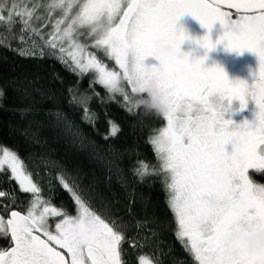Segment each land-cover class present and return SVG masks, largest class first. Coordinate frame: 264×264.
I'll use <instances>...</instances> for the list:
<instances>
[{
  "label": "snow or ice",
  "instance_id": "1",
  "mask_svg": "<svg viewBox=\"0 0 264 264\" xmlns=\"http://www.w3.org/2000/svg\"><path fill=\"white\" fill-rule=\"evenodd\" d=\"M222 4L235 10V19L230 11L222 10ZM185 15L208 30L194 41L200 48L212 51L226 41L230 51L255 53L259 59L255 82H233L223 68L205 67L207 55L182 54L181 45L191 39L182 28L178 31L177 21ZM217 23L225 31L213 43L211 32ZM17 24L21 45H28L29 40L31 44L13 51L42 59L46 47L48 55L81 79L92 73L90 87L99 84L113 94L110 90L120 85L112 99L119 104L115 96L121 97L130 105L125 108L130 115L139 109L140 96H130L125 82L133 94L155 87L168 107L162 117L166 125L153 129L157 134L147 141L158 166L138 160L133 174L141 182L148 176L160 178L174 214L176 238L194 264H264V184L249 175L250 170L264 174V0H0V28L12 33ZM49 26L45 33L43 29ZM88 41L113 60L119 71L89 52ZM153 56L159 63L146 67L145 61ZM33 90L43 97L41 89ZM68 92L73 93V88ZM23 94L29 96L28 90L23 89ZM93 94L99 96L94 88ZM3 95L0 89V98ZM76 99L70 95L68 103ZM236 101L238 108L233 107ZM250 102L257 109L254 121L235 123L231 116L243 112ZM19 111L27 115L34 109ZM48 115L68 126L61 111L51 110ZM109 126L105 139L120 131L114 121ZM229 144L234 149L231 153L226 150ZM0 175H7L9 183L14 180L21 192L30 194L21 212L14 210L22 203L14 193L0 190L4 198L0 236L9 239V247L0 250V264H128L122 250L128 242L123 226L92 210L63 175L58 180L72 194L76 215L45 199L18 154L3 147ZM50 218L58 219L50 224ZM57 247L66 250L70 259ZM136 264L160 262L138 253Z\"/></svg>",
  "mask_w": 264,
  "mask_h": 264
},
{
  "label": "trees",
  "instance_id": "2",
  "mask_svg": "<svg viewBox=\"0 0 264 264\" xmlns=\"http://www.w3.org/2000/svg\"><path fill=\"white\" fill-rule=\"evenodd\" d=\"M19 36L18 24L12 33L0 28V42L4 43L0 46V89L4 93L0 98V147L18 154L34 182L43 189V197L53 206L71 215L78 211L72 194L58 180L63 175L92 210L122 225L128 238L122 245L128 264H136L138 253L149 254L160 264H194L176 238L174 214L166 202L160 178L148 176L141 182L132 171L138 160L157 165L147 141L157 134L153 129L166 125V121L145 115L142 108L133 109L136 114L130 115L125 110L130 105L121 97L115 96L118 104L112 99L115 94H109L103 86L90 87L94 75L84 74L81 79L59 59L48 55L46 47L42 59L20 56L12 49L28 46L31 40L28 45H21ZM32 40L42 44L38 37ZM91 51L110 69L118 71L102 50ZM69 87L73 88L71 94ZM125 87L133 98L139 95L131 93L127 82ZM35 88L42 90L43 97ZM93 88L99 96L93 94ZM23 89L28 90L29 96L23 94ZM70 95L77 98L71 105ZM29 106L34 111L22 115L19 110ZM51 110L61 111L68 126L48 115ZM110 120L119 125L120 131L105 139ZM249 175L254 182L264 184V174L250 170ZM0 190L14 193L22 202L14 210L25 211L30 194L21 192L14 180L9 183L7 175H0ZM3 199L0 197V201ZM8 247L9 239L0 236V250Z\"/></svg>",
  "mask_w": 264,
  "mask_h": 264
},
{
  "label": "rangeland",
  "instance_id": "3",
  "mask_svg": "<svg viewBox=\"0 0 264 264\" xmlns=\"http://www.w3.org/2000/svg\"><path fill=\"white\" fill-rule=\"evenodd\" d=\"M3 2H10V0H3ZM222 10L227 11L222 8ZM232 18L235 19L236 16L232 14ZM178 25V31L182 28L186 34L191 37V39L185 40V42L181 45V53H191L193 58H199L204 55H207L208 59L205 61V67H211L212 65L223 68L226 74L228 75L229 79L235 82L236 80H244L247 81L249 84H252L255 82V76L254 73H257L259 70V59L257 55L253 52L250 53V56H246L243 58L244 55L247 54V50H245L242 54L237 53L235 51H230L226 48V41L223 43H218L216 45V48L212 51H208L206 49L200 48L198 45L194 43V41L198 38H202L206 34H208V30L201 26L199 21H197L195 18H193L191 15H185L179 18L177 21ZM45 33H47L50 30L49 28L43 29ZM224 29L223 27L217 23L211 32V38L213 43H216L220 40V38L224 35ZM81 41H84V38L81 37ZM91 41H88L89 47L88 51L93 53L91 51ZM95 55V53H93ZM97 57V56H96ZM242 58V59H241ZM97 59H99L97 57ZM239 59L238 62H236ZM231 62H236L231 66H225ZM159 61L156 59V57H149L145 61L146 67H152L153 65H157ZM118 67V66H117ZM227 67V68H225ZM119 71V68H118ZM92 74V73H88ZM93 75V74H92ZM130 86V85H129ZM131 87V86H130ZM234 108L239 107V102H234L233 105ZM257 111L254 102H250L247 109H245L243 112H237L235 115H232L231 118L235 121V123L239 124L242 123L245 119H247L249 122L254 121V113ZM227 118V117H226ZM226 150L231 153L234 149L231 144L226 146ZM52 219H58V218H50L49 223ZM51 224V223H50ZM58 250L64 252L66 255V250L59 249ZM70 259V257H68Z\"/></svg>",
  "mask_w": 264,
  "mask_h": 264
},
{
  "label": "clouds",
  "instance_id": "4",
  "mask_svg": "<svg viewBox=\"0 0 264 264\" xmlns=\"http://www.w3.org/2000/svg\"><path fill=\"white\" fill-rule=\"evenodd\" d=\"M120 90V85L116 89L110 90L113 94ZM140 98L136 101L137 107L142 108L145 115L163 117L168 110L167 103L163 96L153 86L143 89L139 93Z\"/></svg>",
  "mask_w": 264,
  "mask_h": 264
},
{
  "label": "water",
  "instance_id": "5",
  "mask_svg": "<svg viewBox=\"0 0 264 264\" xmlns=\"http://www.w3.org/2000/svg\"><path fill=\"white\" fill-rule=\"evenodd\" d=\"M209 2L211 3V2H213V0H209ZM221 7L223 8V9H225V10H227V11H231V12H234L235 13V10L234 9H228L227 8V6L226 5H221ZM43 238V237H42ZM58 250V249H57ZM58 251H60V250H58ZM62 252V251H61ZM64 253V252H63ZM65 254V253H64ZM65 256H66V258H68L67 257V255L65 254Z\"/></svg>",
  "mask_w": 264,
  "mask_h": 264
},
{
  "label": "flooded vegetation",
  "instance_id": "6",
  "mask_svg": "<svg viewBox=\"0 0 264 264\" xmlns=\"http://www.w3.org/2000/svg\"><path fill=\"white\" fill-rule=\"evenodd\" d=\"M230 12H231V11H230ZM250 53H251L250 51H247V54L244 55L243 58H245L247 55L250 56ZM241 59H242V58H241ZM238 61H239V59H238L236 62H238ZM236 62H231V63H229V64H227V65H225V66H227V67H228V66H231V65H233V64L236 63ZM214 66H215V65H214ZM214 66L212 65L211 67H214ZM216 66H218V65H216ZM227 67H225V68H227Z\"/></svg>",
  "mask_w": 264,
  "mask_h": 264
}]
</instances>
